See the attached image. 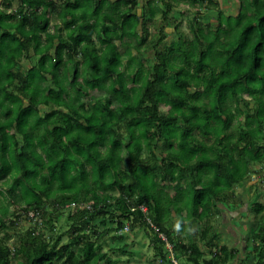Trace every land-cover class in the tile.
Segmentation results:
<instances>
[{"label":"clouds","instance_id":"1","mask_svg":"<svg viewBox=\"0 0 264 264\" xmlns=\"http://www.w3.org/2000/svg\"><path fill=\"white\" fill-rule=\"evenodd\" d=\"M0 264H264V0H0Z\"/></svg>","mask_w":264,"mask_h":264}]
</instances>
